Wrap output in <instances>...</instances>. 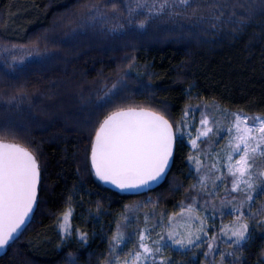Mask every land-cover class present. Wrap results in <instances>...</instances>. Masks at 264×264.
Returning <instances> with one entry per match:
<instances>
[{
	"label": "trees",
	"instance_id": "1",
	"mask_svg": "<svg viewBox=\"0 0 264 264\" xmlns=\"http://www.w3.org/2000/svg\"><path fill=\"white\" fill-rule=\"evenodd\" d=\"M209 105L264 117V0H0V140L40 168L0 264H111L120 231L132 248L148 216L181 221L201 157L185 120ZM125 108L156 110L176 130L166 180L141 194L108 188L91 164L100 124ZM190 213L178 226L193 243L167 242L156 264H264V209L226 213L210 235ZM237 223L248 225L241 241Z\"/></svg>",
	"mask_w": 264,
	"mask_h": 264
},
{
	"label": "snow or ice",
	"instance_id": "2",
	"mask_svg": "<svg viewBox=\"0 0 264 264\" xmlns=\"http://www.w3.org/2000/svg\"><path fill=\"white\" fill-rule=\"evenodd\" d=\"M180 3L189 4V0H180ZM248 119L234 115L237 132L234 137L237 141L235 150L242 153L235 164L228 167L229 174L235 178L234 191H238L241 184L252 187L245 176L251 174L250 170L256 163L255 155L264 156V118H252V125H248ZM201 123L207 125L208 121L205 119ZM211 131L210 127H206L197 139L207 136ZM173 140V126L163 115L134 108L113 112L95 133V142L91 148L95 175L121 189L147 186L162 178L172 155ZM192 143L195 145L196 140ZM250 152L253 154L251 157ZM39 178V164L31 152L17 144L0 141V249L10 246L17 239L36 201ZM247 200L251 201L252 196L248 195ZM70 214L69 211L64 215V224L61 225L66 231ZM247 230V223H239L230 231L232 236L241 241L245 239ZM191 235L189 233L184 237L170 232L168 240L176 245L187 246L193 243ZM147 239L146 236L140 237L139 247L143 251L134 253L132 264H138L141 259L147 261L154 258V252L160 251V248L153 249L144 242ZM124 264H129V261L126 260Z\"/></svg>",
	"mask_w": 264,
	"mask_h": 264
},
{
	"label": "rangeland",
	"instance_id": "3",
	"mask_svg": "<svg viewBox=\"0 0 264 264\" xmlns=\"http://www.w3.org/2000/svg\"><path fill=\"white\" fill-rule=\"evenodd\" d=\"M234 115L248 117V125L253 124V119L246 114L214 105H209L201 110H192L185 120L187 142L190 148L196 150L197 153L200 152L199 154L202 157H200L198 164L200 176L195 184L194 192L191 194L193 198L195 197V202H189L186 209L191 208L202 213L209 235L214 234L213 230L219 222L221 223L220 217L226 213H231L233 218L238 220L256 209H264V175H261V173H264V156L255 155L256 163L250 170L251 174L245 176L252 187L248 188L247 185L241 184L238 191L233 190V180L235 178L229 174L228 167L230 164H235L242 154L240 151L235 150L237 141L234 137L237 132L234 126ZM256 117L264 118L263 116ZM205 119L208 121L207 125L201 123ZM206 127H210L212 131L207 136H200L197 139L198 134ZM78 128H87V126L83 125ZM253 135H256V133H253ZM193 140H196L195 145L192 143ZM249 143H252V141H249ZM249 155L251 157L253 154L250 152ZM229 156H231V160H229ZM248 195L252 196L251 201L247 200ZM138 205L140 207V204ZM237 208L240 209L239 212L236 211ZM188 217L193 220L197 219V215L190 212H187V215H184L181 221L179 219L165 222L162 216H148L142 227L140 237H148L144 242L153 249L160 248V251L154 252V258L147 261L141 259L138 264L163 263L167 248L165 242L170 241L168 240V234L170 232L180 234L178 224L183 221L187 222ZM262 220L264 223V213ZM238 224L233 225L236 227ZM140 237L137 247L128 248V246L126 247L128 237L120 231L114 242V255L110 260L111 264H124L126 260L129 261V264H132L134 253L143 251L139 247Z\"/></svg>",
	"mask_w": 264,
	"mask_h": 264
},
{
	"label": "water",
	"instance_id": "4",
	"mask_svg": "<svg viewBox=\"0 0 264 264\" xmlns=\"http://www.w3.org/2000/svg\"><path fill=\"white\" fill-rule=\"evenodd\" d=\"M127 109H129V108L120 109V110H117V111L127 110ZM134 109H136V110L145 109V110H147V111H152V112H155V113H157V114H159V115H163V116L165 117V119H167V120L169 121V123L172 124V126H173V132H174V140H173V147H172V155H171V157H170L168 167L165 169V172L163 173L162 178H159V179H158L157 181H155V182H150L149 185H147V186H142V187H139V188L121 189V188H118L116 185H114V184H112V183H110V182H105V181L99 179L98 177H97V178H98V179H99V180H100L105 186H107L108 188L113 189V190H115V191H118V192H121V193H129V194H141V193H144V192H147V191H149V190H151V189L156 188L157 186L161 185V184L166 180V178H167V176H168V174H169V172H170V170H171V168L173 167V164H174L175 154H176V149H177V138H176V130H175V127H174L173 123L171 122V120H170L167 116H165L164 114H162V113H160V112H158V111H156V110L149 109V108H134ZM115 112H116V111H115ZM111 114H112V113H111ZM111 114H110V115H111ZM106 118H107V117H106ZM106 118H105V119H106ZM105 119H104V120H105ZM102 123H103V122H102ZM98 129H99V128H98ZM0 141H2V142H7V143H12V142H9V141H4V140H0ZM94 142H95V138H94ZM94 142H93V144H94ZM14 144H15V143H14ZM22 148H23V147H22ZM91 164H92V161H91ZM92 168H93L94 173H95V168H94L93 164H92Z\"/></svg>",
	"mask_w": 264,
	"mask_h": 264
},
{
	"label": "flooded vegetation",
	"instance_id": "5",
	"mask_svg": "<svg viewBox=\"0 0 264 264\" xmlns=\"http://www.w3.org/2000/svg\"><path fill=\"white\" fill-rule=\"evenodd\" d=\"M22 226H23V225H22ZM22 226H21V227H22ZM1 250H2V249H0V251H1Z\"/></svg>",
	"mask_w": 264,
	"mask_h": 264
}]
</instances>
